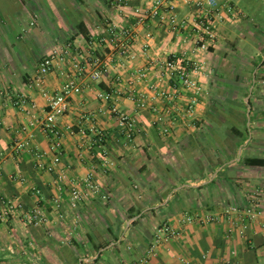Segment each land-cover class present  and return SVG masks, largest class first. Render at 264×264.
<instances>
[{
	"label": "crops",
	"instance_id": "0c3cea01",
	"mask_svg": "<svg viewBox=\"0 0 264 264\" xmlns=\"http://www.w3.org/2000/svg\"><path fill=\"white\" fill-rule=\"evenodd\" d=\"M17 1L25 11L35 10L37 19L29 15L23 20L18 11L13 15L20 17L0 12V197L18 200L26 208L39 207L46 217L38 226L15 217L0 222V264H129L143 257L148 264H264V166L246 163L248 158H264V0H220L224 15L228 6L236 13L219 23L216 41L201 54L207 72L199 81L207 96L199 99L191 118L226 119L212 126L188 123L183 107L191 93H179L174 102H167L148 89L154 74L146 82L131 78L135 68L149 67L153 73L156 63L192 49L188 24L172 27L155 16L135 26L132 9L142 6L140 0H132L121 12L110 0ZM199 1L174 0L177 20L196 15ZM22 21L30 26L35 21V27L22 33ZM79 21L89 31L90 42L77 34ZM108 22L133 29L132 60L123 59L115 48L93 43ZM54 51L58 53L51 72L40 86H30L37 63ZM73 58L86 64L79 79L82 91L73 95L69 111L59 119L60 127L70 124L72 132L64 134L59 151H52L39 127H23L44 115L48 97L67 77L77 76ZM95 60L107 66L99 80L93 78ZM101 91L115 93L118 110L139 119L141 129L130 142L97 97ZM132 91L145 93L146 109L137 110L127 98ZM17 94L27 95L35 108L22 112L12 106L9 98ZM218 101L228 105L222 114L216 111ZM158 116L167 125L175 120L167 135L153 123ZM242 120L248 138L237 146L231 127L239 128ZM91 126L106 134L102 148L95 146ZM28 138L47 152L48 161L59 154L55 171L38 170L31 152L15 150L16 141ZM102 150L112 161L106 168L101 165ZM188 170L196 174L187 177ZM89 172L107 198L89 193L87 200L73 205L70 179ZM11 174L26 180L12 181ZM254 193L259 194L260 213L247 219L241 235L237 214L228 218L223 212L243 208ZM195 214L214 219L185 220ZM163 223L178 235L148 256Z\"/></svg>",
	"mask_w": 264,
	"mask_h": 264
},
{
	"label": "built area",
	"instance_id": "2783aa9c",
	"mask_svg": "<svg viewBox=\"0 0 264 264\" xmlns=\"http://www.w3.org/2000/svg\"><path fill=\"white\" fill-rule=\"evenodd\" d=\"M132 0H110L113 7L118 11L129 6ZM142 6L134 7L132 9L133 24L135 26L142 24L145 19L149 17L158 16L161 22H166L172 27L183 28L187 24L190 26L192 41L194 47L187 52H182L180 55H173L166 58L163 62L157 64L156 70L154 68L151 73L149 67H139L131 70V78L135 82H146L150 75L154 74L155 81H147L148 89L154 96L166 100L167 102H174L179 93H191L188 96L183 107L184 116L191 119L195 112V106L204 96H207V91L202 83L199 81V76L207 72L206 62L201 57V54L208 51L218 36V25L225 20L226 15L234 17L236 11L232 6L225 8L226 15L223 14V7L220 0H203L197 3L198 12L189 21L177 20L176 13L173 11L174 0H140ZM132 28H124L116 23H106L104 30L93 38V43L96 42L101 46H110L118 50L119 55L123 59L132 60L134 53L132 51ZM69 45V44H68ZM67 45V49L69 46ZM58 53L54 51L52 54L43 57L36 66L33 76L29 80L30 86H40L44 78L51 72L53 68L54 57ZM96 66L93 70V78L99 80L107 71V66L103 65L97 60L93 62ZM72 66L77 72L75 77H67L61 84L58 91L52 94L47 99L44 115L40 119H31L27 123V128L39 129L49 138L50 150L59 151L61 147V139L65 133L72 132V126L65 124L63 128L59 125V119L63 117L70 109L71 98L73 95L79 94L82 91V84L79 79L85 72L86 64H83L73 58ZM155 67V65H154ZM165 83L170 84L169 88H165ZM116 94L110 91L98 92L97 97L108 106V112L117 120L118 127L124 135L126 141L130 142L134 136L140 131L141 124L137 117L118 110L116 106ZM127 98L132 100L137 110H144L148 107V102L145 93L132 91L127 94ZM12 106L22 112H29L35 108V103L25 94H17L15 97L9 98ZM161 116L154 120L163 135L170 132V125L175 123V120H170L168 125L165 124ZM93 135V142L96 147L102 148L106 141V134L99 130L96 126H91L89 129ZM31 139H24L16 141L15 150L17 152L26 150L32 153L35 163L34 166L40 171L51 173L55 171L56 165L60 162L59 154H55L51 160H47V152L32 145ZM101 165L106 168L112 165V161L107 157L104 150L101 151ZM1 159L2 152L0 151V175H1ZM62 179V175L59 176ZM9 179L12 181L24 182L26 179L21 175L11 174ZM37 193L38 190H35ZM100 196L102 199L107 196L102 192L100 184L94 177L93 172L87 173L82 177H75L70 179L68 194L71 203L77 205L87 200L88 194ZM259 202V194L254 193L250 203L243 208L229 207L223 213L230 217L232 213L237 214L240 221L239 233L243 235L247 228V219L256 217L260 210L257 207ZM58 204L59 200L55 199ZM12 217L19 219L27 225L38 226L45 221V214L36 206L26 208L24 204L18 200L0 197V222H4ZM214 216L207 214L206 216L186 215V221H212ZM178 235L177 230L167 223H163L157 227L153 242L149 245L147 255H155V250L160 243L169 242L170 239ZM129 264H148L147 258H139ZM185 264H189L185 262Z\"/></svg>",
	"mask_w": 264,
	"mask_h": 264
},
{
	"label": "rangeland",
	"instance_id": "374dc122",
	"mask_svg": "<svg viewBox=\"0 0 264 264\" xmlns=\"http://www.w3.org/2000/svg\"><path fill=\"white\" fill-rule=\"evenodd\" d=\"M17 0H0V12H2V13H6L8 16H13V17H15V16H17V17H20V16H22V19L24 20V16H27V19H28V16L29 15H31L32 16V18H34L35 17V19H37V15H36V11L35 10H30V9H28V11H25V10H23L22 8V6H20V3L17 1ZM253 1H255V0H253ZM33 3V0H30L29 1V4L31 5ZM33 5H34V3H33ZM28 6V5H27ZM28 8H30V7H28ZM263 8V7H262ZM21 10H23L24 11V13H23V11H21ZM263 10V17H264V8L262 9ZM16 11H18L19 13H20V16L18 15V14H15V15H13V13H16ZM17 12V13H18ZM23 14V15H22ZM26 14V15H25ZM33 22V25H31L33 28L35 27L34 25H35V21H32ZM22 23L24 24L23 26L24 27H22L21 29H20V31H22V33H24L25 32V30L26 29H28V28H31V26L29 25V22H27V24L25 23V22H23L22 21ZM19 31V32H20ZM22 33H20V34H22ZM250 40V39H249ZM251 41V40H250ZM253 45V44H252ZM214 90H212V92H213ZM215 93V92H214ZM221 94L223 95V92H221ZM220 94V95H221ZM205 98H206V96H205ZM208 98H209V96H208ZM219 99V98H218ZM215 104L218 106V107H216V111L217 110H221L220 112L218 111V113H220V114H222L223 113V109L225 108H227L228 107V105L226 104V103H224V102H222V101H218V102H215ZM243 104V103H242ZM243 110H246V108L244 107L243 108ZM211 115V114H210ZM209 115L207 116V118H206V120H199V119H196V118H193V119H189L188 120V123L190 124V125H193V126H212V125H216V123L217 122H219V123H226V119H225V122L223 121L224 119L222 118L221 120L222 121H219L217 118H215L214 119V121H213V119H211L210 121H208L209 120ZM244 126L245 125H241V126H239V128L240 129H243L244 128ZM196 171V170H195ZM194 174H196L193 170H188V171H186V175L185 176H194ZM192 178V177H191Z\"/></svg>",
	"mask_w": 264,
	"mask_h": 264
},
{
	"label": "trees",
	"instance_id": "16d2710c",
	"mask_svg": "<svg viewBox=\"0 0 264 264\" xmlns=\"http://www.w3.org/2000/svg\"><path fill=\"white\" fill-rule=\"evenodd\" d=\"M75 29L77 31V34H81L87 42H90L91 37L89 31L87 30L83 21H79L78 23H76ZM248 104L250 105V102H248ZM241 125H245V120H242ZM231 128V135L237 138L235 141L237 146L243 144V142L248 138L247 126H244L243 130L239 129L236 126H232ZM246 163L252 166H264V158H248L246 160Z\"/></svg>",
	"mask_w": 264,
	"mask_h": 264
}]
</instances>
